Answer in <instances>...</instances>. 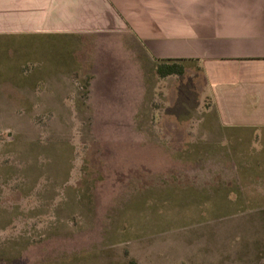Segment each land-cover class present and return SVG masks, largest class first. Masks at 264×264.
I'll list each match as a JSON object with an SVG mask.
<instances>
[{"label":"rangeland","instance_id":"1","mask_svg":"<svg viewBox=\"0 0 264 264\" xmlns=\"http://www.w3.org/2000/svg\"><path fill=\"white\" fill-rule=\"evenodd\" d=\"M61 40H0V264H264V130L192 68Z\"/></svg>","mask_w":264,"mask_h":264},{"label":"crops","instance_id":"2","mask_svg":"<svg viewBox=\"0 0 264 264\" xmlns=\"http://www.w3.org/2000/svg\"><path fill=\"white\" fill-rule=\"evenodd\" d=\"M26 36L89 53L90 39L123 55L133 47L153 73L158 61L181 60L180 76L196 70L220 127L264 130V0H0V40ZM104 61L95 60L106 75Z\"/></svg>","mask_w":264,"mask_h":264},{"label":"trees","instance_id":"3","mask_svg":"<svg viewBox=\"0 0 264 264\" xmlns=\"http://www.w3.org/2000/svg\"><path fill=\"white\" fill-rule=\"evenodd\" d=\"M181 62V60L158 61L155 64L154 74L161 79L171 75L180 76L183 73Z\"/></svg>","mask_w":264,"mask_h":264}]
</instances>
